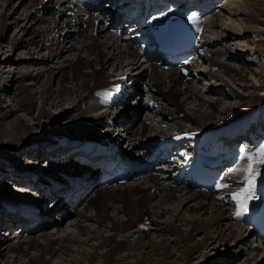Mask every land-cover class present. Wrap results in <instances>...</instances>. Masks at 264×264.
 <instances>
[{
    "label": "bare ground",
    "instance_id": "obj_1",
    "mask_svg": "<svg viewBox=\"0 0 264 264\" xmlns=\"http://www.w3.org/2000/svg\"><path fill=\"white\" fill-rule=\"evenodd\" d=\"M47 1L0 0V89L11 81L16 84L11 90V103L3 109L9 133L22 132V139L29 137V152L40 151L43 159L75 162L79 166L76 157L81 151L77 149L95 139L140 157H146L149 148L165 144H177L180 154L169 165L160 162L154 169L116 186L95 185L92 168L81 167L71 176L63 173L59 176L61 181L56 179L58 182L49 184L43 178L34 181L35 177L39 180L36 168L17 177L9 175L13 181L7 180L9 183L2 187L8 195L12 183L28 184L45 197L54 196L58 214L75 216L73 230H67L58 227L59 222L43 208L44 202L34 198L36 194L25 192L19 200L8 201L3 210L6 212L0 213V223L6 225L2 227L4 236H0V264H49L57 256L63 260H56L58 264H214L217 256L205 255L201 259L202 253L199 256L197 252L208 246H226L232 238L240 239L238 246L253 245L254 229L243 224L245 211L236 217L239 205L231 198L232 192L245 186L241 175L227 172L220 183L228 184V188L206 191L176 184L173 170L205 159L212 145L217 146L225 135H233L236 142L242 136L240 125L250 128L256 123L257 132L264 135V78L261 83L248 82L247 66L228 61L254 51L246 46L247 39L243 42L247 48L243 49L225 42L246 38L249 23L262 24L264 6L260 5L264 0H225V5L233 4L229 13L235 18L223 27L222 17L213 13L206 24L215 35L204 37L206 45L199 58L181 67H163L144 59L141 45L136 43L146 25L136 34L120 33L106 28L96 17L68 14L69 0ZM210 1L215 2L206 0ZM111 2L116 7H126L125 0ZM20 7L23 11L18 13ZM175 10L186 14L181 7ZM243 13L246 17L242 18ZM84 23L85 28H81ZM133 35L134 39H130ZM20 48L28 55L17 60L12 52ZM2 62H11L8 73L2 69ZM109 66L112 70H108ZM227 73L240 89L224 76ZM123 84H128L127 91L120 94ZM139 93L146 95L147 99H139V103L148 111L145 117L135 120L129 111L134 106L130 101L138 100ZM37 99L41 106L35 114ZM135 112L138 114L137 109ZM71 115L74 118L66 126L68 136L54 124ZM27 116L34 125L27 122ZM130 121L138 125L133 129L126 127ZM102 124L108 130L104 135L98 131ZM42 125L45 129L46 125L53 127V138L44 140L47 132L45 138L34 134V129ZM113 131H118V135L114 137ZM126 143L128 147L124 148ZM259 148L245 150L254 153ZM247 163L239 160L230 169ZM254 167L259 175L246 208L258 202V190L264 192V164ZM56 171L62 169L53 168L48 174L54 176ZM76 184L80 186L74 187ZM65 185L76 190L69 201L73 206L91 186L97 187L83 207L72 212L59 190ZM29 205H34V210L39 207L38 215L28 210ZM16 215L23 224L21 231L29 234L17 235L18 229L16 234L10 232L18 223H14ZM53 221L55 228L48 229ZM36 231L40 234L32 235ZM253 249L264 253V248ZM221 260L227 261L226 256H221Z\"/></svg>",
    "mask_w": 264,
    "mask_h": 264
},
{
    "label": "rangeland",
    "instance_id": "obj_2",
    "mask_svg": "<svg viewBox=\"0 0 264 264\" xmlns=\"http://www.w3.org/2000/svg\"><path fill=\"white\" fill-rule=\"evenodd\" d=\"M48 2L49 1L45 0V4H47ZM225 2L226 1L223 0L222 7L220 8L219 11L216 12L218 14V17H220V18L222 17L220 19V23L222 25H224L223 27L229 25L227 23H229V21H230L229 19L230 18L231 19L235 18L234 15H233L234 16L233 17V16H231L232 14L229 13L230 10L234 9V8H232L233 4H231L232 6L225 5L224 4ZM220 4H221V2L219 3V5ZM260 6L261 7L264 6V1H263V3ZM19 10H18V13L23 11V8L20 7ZM247 10H249V9L247 8ZM248 12H251V11H248ZM240 16H242V18L246 17L244 13L242 15H240ZM210 18L211 17H209V19ZM242 21H244V20L242 19ZM208 22H209V20H207V23ZM225 22H227V23H225ZM262 24H260V23H249L248 25L246 24L247 25V30H248V32L246 34V38L225 41L226 43L230 42L232 44V46H236V48H238V46H239L242 49L243 48H247V47L253 49V51H254L253 54H251L250 52H245L242 55H239L238 57H230L228 59V61L232 65H234V63L235 64H238V63L243 64L244 63V65L247 66L246 67L247 68L246 74H247L248 82L257 81L258 83H261L263 78H264V76L261 77V75L264 72V21H262ZM257 25H258V28H257ZM85 26H86V24L84 23L81 28H85ZM261 29H263V30H261ZM12 30H13V28H11L9 30V34L12 32ZM212 31H214V30H211V27H209V25L207 26V24H206V26L204 28V31H203L204 32V37L209 38L210 36L211 37L214 36L215 33H213ZM78 32L80 33L81 31H78ZM78 32L76 34H79ZM255 32H257V33H255ZM246 39L248 40L249 44L246 45L247 47L246 46L244 47L245 44L243 42ZM241 43H243L242 46H240ZM8 51H9V53L11 52L10 50H8ZM8 51H7V53H8ZM255 52H258L257 54H259V55L255 56ZM27 53L28 52H26V51L24 52L23 51V48H20V49H17L16 51L12 52V56L14 58L18 57L17 60H19V58L21 56L28 55ZM2 55L4 56V54H2ZM36 55H38V54H36ZM54 63H56V62H54ZM10 64H11V62H9L8 65L3 64V62H2V65H3L2 69L5 70L6 73H8V71H9V68H10L9 65ZM51 64H52V62H51ZM206 64H208V63L205 62L204 66H206ZM14 67H16V66H12V69H14ZM163 67H165V66H163ZM209 67L210 66H206V68H209ZM108 70H112L111 66L108 67ZM256 72H257V76L255 77ZM45 75L47 76V74H45ZM224 76L233 84V86H236V88H239V84L233 83V80L231 79L229 73L224 74ZM259 78H260V80H259ZM143 82H144V79H142V83ZM15 86H16V84H14V82L11 81V83L7 84L6 88L2 87L0 89V98H1L0 99V213H2V215H3V213L6 212V211H3V210H6V208H4V207L6 206L8 201H12L13 198L16 199V200H19L20 196H23V195L25 196V192L30 193V194H34V195L37 193L36 197H34V198H37L39 200L41 199L42 202L46 203V204H44V206H48L47 208L46 207L45 208L50 211V212L49 211L48 212H49V214L52 215V219L53 220L56 219V222H59V224H58L59 226L58 227H64L67 230H73V228L71 227V223L73 224L72 221L74 219L75 214L74 213H73V215L67 214L66 216L64 215V213L63 214H58L56 208H54L55 205H56L55 202H54V196H51V197L48 196L47 200L46 199L43 200L42 199L43 197L40 196V193L36 192V190L34 191L32 188H30V186H28V184H23L25 186H22V184H17L15 182L14 183L11 182L12 183V189H10V194L11 195H8L7 192H4V190L2 188V187H5L9 183V181H7V180L13 181L12 180L13 178H9V175H10V177L12 175H13L12 177H17L20 173L23 174V172L24 173L31 172V170H33V168H36V170H38V172H39V180L37 179V177H35L34 181L40 182L42 180V178H43L45 181L47 180L45 182V184H49L51 182H58L57 180H59V181L61 180V178L59 179V176L61 174L65 173L66 175L69 174L71 176L72 174H74V172H76L77 170L79 171V168H81L75 162H72V163L68 164L64 160H63V162L59 163V161H55V162L51 161L50 162V160L48 158L43 159L42 158L43 155H42V153H40V151H39L38 154H37V152H33V153L29 152V149H28V146H27L28 145L27 139H29V137H26V138L22 139L21 136H24V135H22V132H18L15 135H11L9 133V130H7L8 129V126H7L8 118L4 115L3 109L8 104L11 103V99H10L11 90ZM119 89H120V87H119ZM241 90L244 91V92H247V90H243V88H241ZM258 91H259V89L258 90L256 89V92H258ZM137 98H138V100L130 101V102L133 103L134 106L129 110L132 113L133 118L135 120L139 119L140 117L141 118L145 117V114L148 111V109L146 107L142 106L139 103V99H142V101L147 99L146 95L142 94V93H139ZM40 104L41 103L37 99L36 100V108L34 110L35 114L38 113V108L41 106ZM141 106H142V108L140 109ZM136 109L138 110V114H137V112H135ZM53 110H56V109L53 108ZM127 115L128 114L125 115V119H127V117H126ZM233 115H234V113H233ZM72 118H74L73 115H71L70 118L61 119L60 122H56L54 124L55 128L62 129L63 131L65 130V133H67L68 136H69V133H68V130L66 129V126L71 123L70 121L72 120ZM30 119L31 118L29 116H27V122L29 124H31V125H34V123H32L33 120H30ZM135 124H136L135 122H131L130 121V122H128L126 127L131 126V129H133L132 126H135ZM234 124H236V123H234ZM105 125L106 124L100 125L99 129H98L99 133L102 134V135H104V134H106L108 132L106 127H104ZM136 125H138V124H136ZM52 128H51L50 125H48V127L46 125V129H45L44 125L38 126V128L34 129V131H35L34 134H38L41 137H44L45 132H47L48 135L46 136V138L44 137L45 138L44 140H47V139L49 140V139L53 138V136H52L53 129ZM47 130H50V131H47ZM114 131H115V129H114ZM114 131H113V133H114ZM116 135H118V131H116L113 134L114 137ZM250 137L251 136H248L245 139V141L250 142L251 141ZM8 138H9L10 141L8 140ZM242 138H244V136H240V138H238L236 143ZM258 139H260V138H258ZM262 140L264 141V137L262 138ZM248 144H250V143H248ZM260 144H262V142H260ZM125 145H128V144L126 143ZM254 145H255V143H253V145L251 144V147L249 146V148H253V150H255V148L257 149V146H254ZM262 145H260V147H262ZM246 149L248 150V148H246ZM34 153H36L39 156H35ZM41 159H43V160H41ZM53 168L62 169V171H61L62 173L60 171H58V172L56 171L54 173V176H50L51 174H48V173L50 172V170H53ZM154 168H155V166H154ZM49 177L52 178V180L54 178V180L53 181H51V179L49 180ZM26 180H29V178H26ZM30 183H31V181H30ZM22 187H23V189H22L23 191H18V189L22 188ZM41 189H44V188H41ZM74 191H76V190H74ZM93 192H94L93 189L89 190L88 194L82 200H80V202L78 201V203L75 206H73V203L69 204L68 205V209L72 210V212H76L77 209L82 208L84 203H85V201H86V199L89 196H91V194ZM52 201H53V203H51ZM16 218H17V215H16ZM14 219H15V216H14ZM17 219L14 220V223H17V222L18 223L16 225H14V227L10 230V232L15 233V231L18 229L16 231L17 235H22L23 233L29 234V233H26L25 231L24 232L21 231V229H22L21 228L22 226L20 224L21 220H20V218H17ZM19 220H20V222H19ZM55 224H56L55 221H53L51 224H49L48 229L49 228L50 229H54L55 228L54 227ZM2 225H5V224H3V221H2ZM2 225L0 223V231L3 232V233L0 234V236L1 235L4 236V231H5L4 228L6 227V225L5 226H2ZM2 227H4V228H2ZM236 227L237 228L239 227V229H241L240 226L236 225ZM239 229H237V231ZM33 234L39 235L40 233H39V231H36V232L32 233V235ZM251 235L254 236V237L251 236V238H253V240H254V242H253L254 244L253 245H251V243L250 244L247 243V244L238 246L237 244H238L240 239L236 240V239L232 238L230 243L226 244V246H224L222 244H218V245H220V247L218 249L217 248H213L212 246H208L205 249L202 248V252H197V255L202 253L201 256L199 255L200 256L199 258H201V259L204 258L205 255L210 256V258H212L213 256H217L218 258L216 259L214 264H248V263L251 264L252 261L255 262V259H257L256 264H264V253L261 254L260 253L261 250L258 251V252H257V250H254V249L252 250V247H255V246L259 247L260 249H263L264 248V242L263 243H259V241L255 240L256 239L255 238V232H252ZM126 238H128V237H126ZM249 250H250V252H249ZM248 255H249V258H248ZM221 256H226L227 261H222L221 260ZM56 260H62V259H61L60 256L59 257L57 256L56 259L52 258V260L49 261V264L50 263L58 264Z\"/></svg>",
    "mask_w": 264,
    "mask_h": 264
},
{
    "label": "snow or ice",
    "instance_id": "obj_3",
    "mask_svg": "<svg viewBox=\"0 0 264 264\" xmlns=\"http://www.w3.org/2000/svg\"><path fill=\"white\" fill-rule=\"evenodd\" d=\"M239 159L241 161L247 160V165H241L228 170L230 175H241V182L245 185L243 188L237 189L235 192L231 193L232 200H234L239 205V210L235 213L237 218L243 214V211L247 210V201L252 198V194L256 187V177L259 175L254 165L264 164V147L259 148L254 153H249L244 149L243 146H241ZM220 179L223 180V177ZM216 187L218 189H225L228 188L229 185L226 183H218ZM219 198L224 199L223 196Z\"/></svg>",
    "mask_w": 264,
    "mask_h": 264
}]
</instances>
